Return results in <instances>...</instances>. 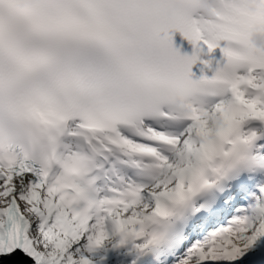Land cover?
Listing matches in <instances>:
<instances>
[{
	"label": "snow or ice",
	"instance_id": "6c2138e0",
	"mask_svg": "<svg viewBox=\"0 0 264 264\" xmlns=\"http://www.w3.org/2000/svg\"><path fill=\"white\" fill-rule=\"evenodd\" d=\"M237 8L264 16L0 0V264H264V48Z\"/></svg>",
	"mask_w": 264,
	"mask_h": 264
},
{
	"label": "rangeland",
	"instance_id": "374dc122",
	"mask_svg": "<svg viewBox=\"0 0 264 264\" xmlns=\"http://www.w3.org/2000/svg\"><path fill=\"white\" fill-rule=\"evenodd\" d=\"M104 264H107V261H105ZM115 264H127V257L125 256L118 257L115 261Z\"/></svg>",
	"mask_w": 264,
	"mask_h": 264
},
{
	"label": "bare ground",
	"instance_id": "6f19581e",
	"mask_svg": "<svg viewBox=\"0 0 264 264\" xmlns=\"http://www.w3.org/2000/svg\"><path fill=\"white\" fill-rule=\"evenodd\" d=\"M189 239H193V237L190 236ZM110 252H111L110 249L109 250H104V251L100 252L99 255H101V256H103V255H109Z\"/></svg>",
	"mask_w": 264,
	"mask_h": 264
},
{
	"label": "clouds",
	"instance_id": "9594fccd",
	"mask_svg": "<svg viewBox=\"0 0 264 264\" xmlns=\"http://www.w3.org/2000/svg\"><path fill=\"white\" fill-rule=\"evenodd\" d=\"M205 3H207V0H205ZM257 43L261 44V45H264V36L258 37L257 38Z\"/></svg>",
	"mask_w": 264,
	"mask_h": 264
}]
</instances>
